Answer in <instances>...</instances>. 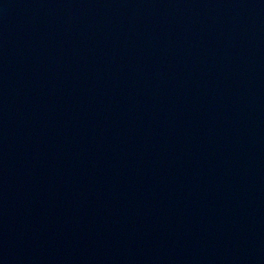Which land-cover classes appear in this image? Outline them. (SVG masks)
Returning <instances> with one entry per match:
<instances>
[{"label":"water","instance_id":"obj_1","mask_svg":"<svg viewBox=\"0 0 264 264\" xmlns=\"http://www.w3.org/2000/svg\"><path fill=\"white\" fill-rule=\"evenodd\" d=\"M0 264H264V0H0Z\"/></svg>","mask_w":264,"mask_h":264}]
</instances>
